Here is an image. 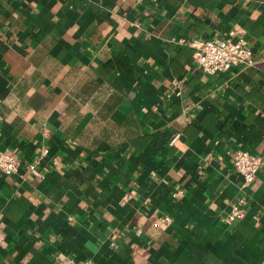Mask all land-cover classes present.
<instances>
[{"label":"crops","instance_id":"crops-1","mask_svg":"<svg viewBox=\"0 0 264 264\" xmlns=\"http://www.w3.org/2000/svg\"><path fill=\"white\" fill-rule=\"evenodd\" d=\"M229 31L252 66L179 41ZM0 150V264H264V0H0Z\"/></svg>","mask_w":264,"mask_h":264},{"label":"built area","instance_id":"built-area-1","mask_svg":"<svg viewBox=\"0 0 264 264\" xmlns=\"http://www.w3.org/2000/svg\"><path fill=\"white\" fill-rule=\"evenodd\" d=\"M234 35L233 31H229L227 37L218 39H200L193 38L190 40L179 39L181 43H187L194 49L195 61L201 67L206 74H215L221 71H227L234 66L243 64L246 66H252L254 64L253 53L247 44L246 39L238 37L232 39ZM175 96L180 95V90L175 89L172 91ZM170 96V94H168ZM179 137L176 134L171 143L175 142ZM49 153V149L43 147L41 149V155L45 156ZM55 162L56 159H53ZM262 159L258 155H253L247 150L238 149L235 150L233 156V168L241 175L243 182L251 183L256 176V173L261 165ZM26 170L29 173L34 174L37 177H42L40 171H38L34 164H27ZM20 171V164L18 160L10 153H6L0 150V172L5 175H11ZM182 192L177 190L174 195H180ZM130 196L123 197V201H127ZM244 199L241 198L231 205V209L228 212L226 221L232 219H240L244 216ZM168 220V217H164Z\"/></svg>","mask_w":264,"mask_h":264}]
</instances>
